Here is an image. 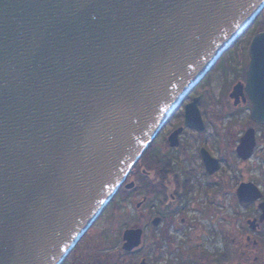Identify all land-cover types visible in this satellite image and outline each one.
<instances>
[{
	"label": "water",
	"instance_id": "1",
	"mask_svg": "<svg viewBox=\"0 0 264 264\" xmlns=\"http://www.w3.org/2000/svg\"><path fill=\"white\" fill-rule=\"evenodd\" d=\"M263 6L0 0V264H59ZM250 48L245 87L264 121V30ZM199 119L188 104L186 122ZM124 237L134 245L140 229Z\"/></svg>",
	"mask_w": 264,
	"mask_h": 264
},
{
	"label": "flooded vegetation",
	"instance_id": "2",
	"mask_svg": "<svg viewBox=\"0 0 264 264\" xmlns=\"http://www.w3.org/2000/svg\"><path fill=\"white\" fill-rule=\"evenodd\" d=\"M257 23L183 95L59 264H238L237 254L240 264H264V121L245 87L264 6ZM230 74L226 88L211 87ZM192 102L200 119L186 122ZM127 229H140L136 244L128 246Z\"/></svg>",
	"mask_w": 264,
	"mask_h": 264
},
{
	"label": "rangeland",
	"instance_id": "3",
	"mask_svg": "<svg viewBox=\"0 0 264 264\" xmlns=\"http://www.w3.org/2000/svg\"><path fill=\"white\" fill-rule=\"evenodd\" d=\"M262 9V8H261ZM261 11V10H260ZM256 17V16H255ZM254 20H255V18H253L252 19V21H250L249 22V24L247 25V27L246 28H244V30H243V32L238 36V38H237V40L239 39V41H242V40H246L248 37H247V35L249 34L248 32H250L251 31V29L253 28V26H254V28L253 29H256V28H258L259 27V23H257V24H255V25H252L253 23H254ZM260 23H261V21H260ZM250 29V30H249ZM216 76V75H215ZM219 76V75H218ZM231 78V74L230 75H228L227 77H222V76H219V77H216V79H215V81L212 83V85H211V87H214V88H226V86H227V83L226 82H228L229 81V79ZM177 107V106H176ZM176 107L174 108V109H176ZM174 111V110H173ZM142 157V155H140L139 156V158L137 159V161L135 162L136 164H137V162L139 161V159ZM134 163V165H136ZM103 217V216H102ZM101 218V217H100ZM100 218L98 219V220H100ZM98 220H97V222H96V224L98 225L99 223H98ZM105 223H103L102 224V226L104 225ZM98 227H99V225H98ZM242 260H241V258H240V256H239V254H237V263L238 264H240V262H241Z\"/></svg>",
	"mask_w": 264,
	"mask_h": 264
},
{
	"label": "bare ground",
	"instance_id": "4",
	"mask_svg": "<svg viewBox=\"0 0 264 264\" xmlns=\"http://www.w3.org/2000/svg\"><path fill=\"white\" fill-rule=\"evenodd\" d=\"M244 28H245V27H244ZM241 31H242V30H241ZM241 31H240V32H241ZM237 35H238V34H237ZM237 35H235V36H237ZM235 36H234V37H235ZM234 37L231 39L230 43H232V41L234 40Z\"/></svg>",
	"mask_w": 264,
	"mask_h": 264
}]
</instances>
